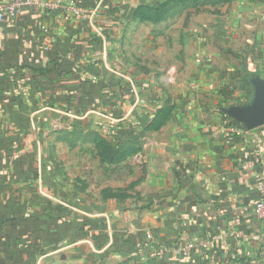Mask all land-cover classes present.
Returning <instances> with one entry per match:
<instances>
[{
    "label": "crops",
    "instance_id": "1",
    "mask_svg": "<svg viewBox=\"0 0 264 264\" xmlns=\"http://www.w3.org/2000/svg\"><path fill=\"white\" fill-rule=\"evenodd\" d=\"M160 1L76 0L82 13L70 20L24 8L0 23V264L65 258L90 264L87 254L107 257L108 264H264V226L254 211L256 179L264 177V126L244 139L221 129L223 109L250 103L245 71L264 79V60L258 67L251 59L231 60L227 72H237L236 85L211 64L217 47L198 45L193 62L187 57L198 72L187 89L185 59L154 61V30L140 28L153 25V18L139 10ZM245 2L227 13L228 24L238 12L257 15L263 55L264 0ZM208 31L214 34V25ZM127 36L133 37L129 64ZM158 52L165 55V49ZM52 59L62 63L56 76L27 70L52 69ZM12 66L23 67L24 75L6 91L7 76L16 73ZM121 68L128 76L116 75ZM92 113L126 125L114 137L132 143L131 164L143 170L135 191L146 203L68 205L58 200L53 176L38 169L43 133ZM59 240L68 255L58 251Z\"/></svg>",
    "mask_w": 264,
    "mask_h": 264
},
{
    "label": "rangeland",
    "instance_id": "2",
    "mask_svg": "<svg viewBox=\"0 0 264 264\" xmlns=\"http://www.w3.org/2000/svg\"><path fill=\"white\" fill-rule=\"evenodd\" d=\"M245 1L181 0L174 7L173 5L167 7L161 12L163 13L161 16L153 15L151 19L153 25H141L140 28L144 29L142 33H146V29L154 30L153 40L150 43L154 52V61L158 60L163 64L164 61L168 63L175 61V57L179 62L185 59L182 72L186 77V88L191 90L190 81L197 79L198 72H195V67H190L188 58L193 62L194 47L198 45L205 47L211 44L217 47L213 57L216 60L212 59L211 64L218 65V71H221L226 79L230 78L234 84L238 85L240 79L237 77V72L234 70V76L227 72V69L231 68L232 61L246 62L251 59L258 67L260 61L264 60V54L258 52L261 36L258 35L260 26L256 21L257 15L251 17L247 15V11H243L240 14L239 12L235 13L237 15L234 14L237 19L236 21L234 19V25H231V22L228 24L229 21H227V13L235 11L234 7L245 4ZM78 7L82 9L79 5ZM246 8L250 9L251 5H247ZM209 25H214L215 28V33L211 36L208 34ZM202 28L205 30H201ZM183 29H185L184 33ZM204 33L205 37L202 36ZM131 38L133 37H125L124 42L127 49L126 64L130 63ZM145 40V34L139 36L140 45L144 44ZM179 46H184L187 50L176 52ZM159 49H165L164 56L162 52H158ZM206 55L208 54L204 57ZM144 56L143 53V59H151L149 55L146 56L147 58ZM114 71L117 76L126 77L129 74L128 68ZM100 115L92 113L83 120L74 119L69 128L65 125L61 126L66 123L61 120L56 130L43 133L41 147L43 158L40 165L38 164V169L53 176L59 191L58 200L60 202L69 200L68 205L82 206L83 203H91V206H97L109 201L113 202V200H118L122 204H131L139 203L141 199L143 203H146L147 199L135 191L137 184L143 182V179H140L143 170L137 173L135 165L131 164L129 157L133 154V148L128 144H125L128 147L120 148L112 141L115 140V130L126 128V125L112 122ZM78 116L81 118L80 115ZM102 143L106 145V148H103ZM118 149L121 151L119 152ZM118 157L121 161L111 162V159L115 160ZM136 177L138 179L132 182L131 180ZM96 224L94 227L97 226ZM61 241L59 240L57 245L58 251H62L64 256L68 255L65 244ZM91 255L87 254L90 257V264L109 263L107 257L98 259ZM65 259L63 262L57 259V264H72L65 262Z\"/></svg>",
    "mask_w": 264,
    "mask_h": 264
},
{
    "label": "built area",
    "instance_id": "3",
    "mask_svg": "<svg viewBox=\"0 0 264 264\" xmlns=\"http://www.w3.org/2000/svg\"><path fill=\"white\" fill-rule=\"evenodd\" d=\"M24 8H33L39 13L60 12L65 20L80 15L82 9L78 7L76 0H0V23H6L19 16ZM221 129L231 136L244 139L250 132L241 124H232L224 121ZM258 200L255 204V215L264 226V177L256 179ZM238 236V235H237ZM206 247V244H201ZM192 247V245H189Z\"/></svg>",
    "mask_w": 264,
    "mask_h": 264
},
{
    "label": "water",
    "instance_id": "4",
    "mask_svg": "<svg viewBox=\"0 0 264 264\" xmlns=\"http://www.w3.org/2000/svg\"><path fill=\"white\" fill-rule=\"evenodd\" d=\"M253 96L249 104L230 106L223 113L232 121L241 124L247 131L264 126V79L259 76L250 79Z\"/></svg>",
    "mask_w": 264,
    "mask_h": 264
},
{
    "label": "trees",
    "instance_id": "5",
    "mask_svg": "<svg viewBox=\"0 0 264 264\" xmlns=\"http://www.w3.org/2000/svg\"><path fill=\"white\" fill-rule=\"evenodd\" d=\"M180 1L181 0H162V1H160V2H158L153 8H141V10H139V11H142V12H145V13H148L149 15H151L152 17L151 18H153V15H162L163 13H161L162 11H164L167 7H170V6H172V7H174V5H176V4H179L180 3ZM51 62H52V66H53V68L52 69H49V68H41V69H39V71H36V70H34V69H31V68H29V67H27V70L31 73V74H33V75H35L36 76V73L38 72V75L36 76V77H40V76H42L43 78H47V75L49 74V73H54L55 74V76L56 75H58L57 74V70H59V66L61 67V65H62V63L61 62H58V61H56V59L54 60V59H52L51 60ZM13 67V66H12ZM8 68L9 67H7V68H3V72L5 73L4 75L5 76H7V74H6V71L8 70ZM14 68V70H16V73L14 74V75H9V76H7L11 81H10V83H8V85H9V89H5L6 91H9L13 86H14V84H15V80L16 79H18V75L17 74H19V75H24V73H22V74H20V71L21 70H24V68L22 67V68H16V67H13ZM26 70V69H25ZM17 71H19V73L17 72ZM245 76H246V78H247V80L249 81L254 75H253V73H251V72H246L245 71ZM20 78H21V76H20ZM12 84V85H11ZM1 95V97H0V100L2 99H5V96L4 95H2V94H0ZM223 118L226 120V121H229V122H231L232 124H238V123H236V122H234V121H232L231 119H229L227 116H225V115H223ZM115 140H112L113 141V143H114V145H119L120 146V148L121 147H128V146H126L125 144H128V145H130V147L131 148H133L132 147V143L131 142H119L118 140H117V138H116V136H115V138H114ZM102 146H103V148H106V145L104 144V143H102ZM118 151L120 152L121 151V149H118ZM119 158V159H118ZM117 159H111V162H113V163H116L117 162V160H121L120 159V157H118ZM62 208L61 207H58V210H59V212H60V210H61ZM40 232V234L42 233V232H44L43 230H40L39 231ZM92 240L94 241V238H92Z\"/></svg>",
    "mask_w": 264,
    "mask_h": 264
}]
</instances>
